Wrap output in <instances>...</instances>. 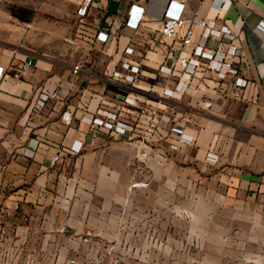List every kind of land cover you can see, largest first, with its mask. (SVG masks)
Listing matches in <instances>:
<instances>
[{"label": "crops", "instance_id": "1", "mask_svg": "<svg viewBox=\"0 0 264 264\" xmlns=\"http://www.w3.org/2000/svg\"><path fill=\"white\" fill-rule=\"evenodd\" d=\"M178 1L189 19H229L241 30L252 83L241 92L230 88L228 98L212 89L200 98L192 88L157 115L173 110L168 124L152 118L150 104L120 112L133 129L117 134L82 119L113 110L97 96L114 86L103 78L113 57L103 53L95 35L101 29L119 33L122 51L132 38L142 41L143 34L161 28L167 0H94L82 22L85 40L73 43L82 0H0V260L16 264L34 252L40 264L70 258L83 263L90 246L92 252L97 248L84 240L92 232L103 246L117 241V251L127 244L119 264H206L205 257L208 263H231L229 242L240 233L239 220L247 211H264V0H226L221 9L222 0ZM132 3L147 9L145 28L137 33L124 27ZM195 29L208 32L198 24ZM77 63L82 70L73 76ZM144 83L158 87L163 81L148 74ZM43 90L51 96L37 108ZM173 126L193 140L184 141ZM38 143L51 145L48 156L26 154ZM135 146L171 161L180 184L195 178L205 188H100L101 176L115 174L102 162L127 159ZM61 149L62 159L49 165L47 157ZM210 153L216 161L208 159ZM199 209L207 211L205 220L195 218Z\"/></svg>", "mask_w": 264, "mask_h": 264}, {"label": "built area", "instance_id": "2", "mask_svg": "<svg viewBox=\"0 0 264 264\" xmlns=\"http://www.w3.org/2000/svg\"><path fill=\"white\" fill-rule=\"evenodd\" d=\"M94 0H82L77 14L80 17L77 30L70 40H85L83 31V18L89 13V8ZM227 1L222 0L219 9L226 7ZM161 28L155 32L143 34V40L132 38L129 44L122 50L117 51L119 33L106 30H98L95 41L102 45V51L113 59L110 67L104 74V80L113 87H107L104 93L97 95L101 105L111 107L113 110H104L102 115L86 118L90 125L106 128L108 131L124 134L133 129L132 125L119 119V113H134L141 111L144 104L152 106V118H156L163 107L174 106L184 96L195 88L196 94L205 99L207 90L212 89L224 98L229 97V89L237 92L246 89L252 81L247 77L250 67L247 56L244 53L243 38L241 30L236 29L229 19L210 18L202 21L189 19L185 14V3L178 0H167L162 13ZM147 20V9L137 3H132L128 9L124 27L137 33L145 28ZM200 25L207 33L197 31L195 25ZM187 28L180 36L181 30ZM115 54L118 56L115 58ZM151 54L160 57L159 60L152 59ZM31 62H24L21 70H25ZM82 70V65L77 63L73 66V76ZM148 74H155L163 83L156 87L154 84H145L144 80ZM5 76L3 66H0V81ZM19 79L21 72L13 74ZM196 82V87L194 81ZM116 85L125 87L122 91ZM205 86V88H201ZM56 95H60L56 93ZM50 92L43 90L35 107L43 108L50 98ZM239 96V95H238ZM149 102V103H148ZM204 107L212 106L211 101H204ZM67 113V112H66ZM64 114L67 122H72L68 114ZM159 121L169 123L173 119L167 114L157 117ZM172 131L186 141H192L193 136L188 135L179 127H172ZM50 144H34L27 148L26 154L34 156L37 152L48 156ZM80 146L73 149L78 151ZM62 151L57 150L55 154L47 157L46 162L54 165L62 159ZM211 161L217 160V155L208 154ZM96 237V238H95ZM92 232H87L84 240L93 242L97 248L94 252L90 246L88 260L80 263L77 258H70L66 264H119L127 251H117L118 244L103 246ZM127 247V244H123ZM19 254V253H18ZM112 256L115 260L109 261ZM130 256V255H129ZM16 264H40L36 254H29L26 258L16 259ZM0 264H14L8 258L0 260Z\"/></svg>", "mask_w": 264, "mask_h": 264}, {"label": "rangeland", "instance_id": "3", "mask_svg": "<svg viewBox=\"0 0 264 264\" xmlns=\"http://www.w3.org/2000/svg\"><path fill=\"white\" fill-rule=\"evenodd\" d=\"M169 113L173 119L175 115L173 110ZM187 114L189 113H184L182 119L187 117ZM102 165L110 167L115 174L111 178L101 176L100 188H205L204 185L199 184L201 180H195V178L193 184H189L187 181H182L180 184L177 179L179 176H175L173 163L171 161L163 163L156 155L149 156L142 146H135L133 156H129L127 159L119 156L116 161H104ZM198 206L201 208L204 203H199ZM167 214L172 216L171 212L167 211ZM195 215L198 221L205 220L207 211L199 209ZM171 216L170 218H172ZM245 217V220H239V228H237L240 231L239 235L237 234V237L232 238L233 241L229 242L231 245L228 252L230 264H264V211H247ZM231 224L236 225V221ZM201 243L199 242L198 245ZM122 246L123 244L120 251L128 250ZM205 258L202 257L203 261L206 260V264H213L212 261L208 263L207 257ZM199 261L200 259L197 264H202Z\"/></svg>", "mask_w": 264, "mask_h": 264}]
</instances>
